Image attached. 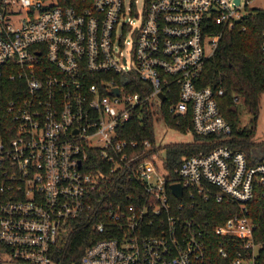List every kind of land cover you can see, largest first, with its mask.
Masks as SVG:
<instances>
[{"label": "built area", "instance_id": "built-area-1", "mask_svg": "<svg viewBox=\"0 0 264 264\" xmlns=\"http://www.w3.org/2000/svg\"><path fill=\"white\" fill-rule=\"evenodd\" d=\"M249 2L0 0V77L23 81L6 105L12 137L0 138L3 263L60 264L55 252L87 214L96 236L72 264H264L249 209L264 184L259 151L251 161L218 144L170 169L151 141L119 137L143 103L189 115L197 134L230 132L223 89L199 77L223 30L264 7ZM123 179L126 202L98 198ZM209 202L234 209L213 224L196 215Z\"/></svg>", "mask_w": 264, "mask_h": 264}, {"label": "trees", "instance_id": "trees-1", "mask_svg": "<svg viewBox=\"0 0 264 264\" xmlns=\"http://www.w3.org/2000/svg\"><path fill=\"white\" fill-rule=\"evenodd\" d=\"M245 28L224 29L213 53L206 59L199 77V85H210L214 88L221 87L222 94L217 96V104L221 114L230 123L231 130L228 134L200 135L191 130L190 116L181 117L168 111L166 103L161 106H150L143 103L135 107L128 121L122 126L119 137L136 139L139 149L143 148V140L151 141L150 152L162 150L161 156L164 165L173 169L178 165L182 156L200 150L206 151L218 144H226L234 149L242 150L251 160H256L252 152H260L258 159L264 160V139H253L254 125L251 127L239 126L238 104H242L252 115L255 124L260 107L261 95L264 92V7L253 8L242 20ZM23 83L20 79L0 77V138L7 142L12 137L11 114L6 105ZM142 82L137 81L135 89L140 90ZM157 116V117H155ZM162 117L170 127L180 132H191L192 140L187 142H168L154 145V118ZM128 181L115 182L98 198L115 202H126ZM204 209L196 210V215H203L211 223L220 221L234 208L232 205L203 203ZM250 215H254L257 228L264 227V184H256L254 197L249 203ZM194 213V210H191ZM190 212L187 211V215ZM92 219L87 214L80 215L72 222L71 231L67 237L64 249L57 250L55 258L60 264H72L83 253L84 248L94 239L96 233ZM256 228V229H257ZM0 264L3 262L0 260Z\"/></svg>", "mask_w": 264, "mask_h": 264}, {"label": "rangeland", "instance_id": "rangeland-1", "mask_svg": "<svg viewBox=\"0 0 264 264\" xmlns=\"http://www.w3.org/2000/svg\"><path fill=\"white\" fill-rule=\"evenodd\" d=\"M137 5L140 7L142 0H136ZM251 5H264V0H250ZM239 109V126L251 127L253 129V139L260 141L264 139V92L261 95L259 113L255 124L252 121V115L248 112L244 105L238 104ZM154 140L156 144H164L168 142H187L192 140L191 132H180L171 127H167L163 121H155L154 123ZM11 264V263H3Z\"/></svg>", "mask_w": 264, "mask_h": 264}, {"label": "water", "instance_id": "water-1", "mask_svg": "<svg viewBox=\"0 0 264 264\" xmlns=\"http://www.w3.org/2000/svg\"><path fill=\"white\" fill-rule=\"evenodd\" d=\"M113 90H114L115 92H118V88H117V87H115ZM159 95H160V97H161L162 99L164 98L163 93H160ZM172 191H173L177 196H180V195H181V187H180V185H179L178 183L173 184V185H172Z\"/></svg>", "mask_w": 264, "mask_h": 264}]
</instances>
